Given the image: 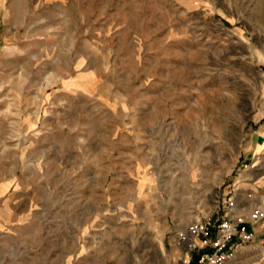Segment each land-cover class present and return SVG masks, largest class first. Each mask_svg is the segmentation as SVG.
I'll list each match as a JSON object with an SVG mask.
<instances>
[{
	"label": "rangeland",
	"instance_id": "1",
	"mask_svg": "<svg viewBox=\"0 0 264 264\" xmlns=\"http://www.w3.org/2000/svg\"><path fill=\"white\" fill-rule=\"evenodd\" d=\"M231 200L264 207V0H0V264H196Z\"/></svg>",
	"mask_w": 264,
	"mask_h": 264
},
{
	"label": "built area",
	"instance_id": "2",
	"mask_svg": "<svg viewBox=\"0 0 264 264\" xmlns=\"http://www.w3.org/2000/svg\"><path fill=\"white\" fill-rule=\"evenodd\" d=\"M229 203V211L219 219L216 226L209 218L205 221L198 220L190 227L192 235L198 239L199 236L203 237L199 250L206 249L198 253L199 264H226L237 249L256 241L254 225L264 219V207L255 208L246 218L235 211L232 200ZM212 226L216 228L215 231L211 230ZM257 243L264 247V235Z\"/></svg>",
	"mask_w": 264,
	"mask_h": 264
},
{
	"label": "trees",
	"instance_id": "3",
	"mask_svg": "<svg viewBox=\"0 0 264 264\" xmlns=\"http://www.w3.org/2000/svg\"><path fill=\"white\" fill-rule=\"evenodd\" d=\"M194 262L196 263V264H199V262H198V256H196V258H194Z\"/></svg>",
	"mask_w": 264,
	"mask_h": 264
}]
</instances>
